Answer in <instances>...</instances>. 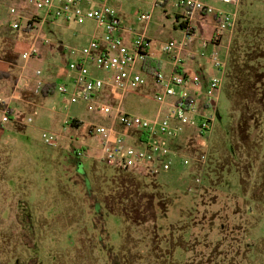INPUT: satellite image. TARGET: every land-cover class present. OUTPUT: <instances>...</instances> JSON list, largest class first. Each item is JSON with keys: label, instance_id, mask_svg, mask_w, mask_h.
<instances>
[{"label": "rangeland", "instance_id": "rangeland-1", "mask_svg": "<svg viewBox=\"0 0 264 264\" xmlns=\"http://www.w3.org/2000/svg\"><path fill=\"white\" fill-rule=\"evenodd\" d=\"M26 1L0 0V53L7 46L4 58L12 61L33 40L32 36L11 28L14 19L11 8H20ZM111 5L119 11L125 25L142 31L144 26L138 22V15L151 10L152 0H113ZM212 5L227 12L235 11L231 5L215 2ZM167 9L170 18H166L162 8L157 9L148 30L156 54L165 60L168 59L164 52L168 43L183 37L182 31L175 29L174 24L178 11L172 7ZM39 13L44 19V11ZM240 16L264 24V0H247L240 9ZM43 31L50 39L52 51L47 56L32 58L30 69L25 72L20 68L14 72H24L36 78L39 70L42 73L39 78H50L51 87L64 84L73 92L74 87L67 79L69 66L90 43L95 24L87 22L80 26L59 22L54 26L48 21ZM226 53L223 47L219 48L221 60L225 59ZM206 54V59L210 58L211 51L207 50ZM189 63L186 58L187 67ZM4 85L2 82L0 93L3 91L9 96L12 87ZM40 95L42 97L36 99L43 103L45 96ZM55 104L57 113L52 111ZM97 105L101 107L100 102L72 104L70 97L59 91L35 110L13 104L15 119L22 122L23 130L14 131L13 138L16 137L17 141L8 133L2 137L3 141L10 140L12 150L7 152L11 157L8 165L0 168L3 207L0 212V264H210L203 255L209 257L210 248L218 244H222L218 264H264L262 253L257 250L259 245L264 247V215L251 201V193L261 183L260 172L264 168V120L258 131L261 155H256L254 160L236 138V132L231 135L239 114L232 112L225 91H222L213 132L207 142H191L185 153L189 158L205 153L206 163L184 167L182 160H178L171 172H161L156 178L174 202L166 215L159 216V239L155 240L152 235L154 220L138 228L106 208L103 200L110 194L115 174L114 168L106 167L107 160H82L80 174L91 183V192L86 193L82 186L84 179L77 174L74 151L90 139L80 135L72 139L68 131L62 129V121L69 116L83 120L81 126L85 128L108 126ZM158 108L151 85L132 93L125 102L128 113L141 117L153 116ZM44 134L57 135V145H47ZM251 160L254 168H251ZM130 172L142 177L147 171L135 167ZM196 180H199L198 187L203 188L201 202L207 205L200 213L199 221L205 225L202 230L187 220L192 212L187 210L200 194L198 191L194 194L187 192L189 187H195ZM98 205L102 206V211L97 210ZM242 214L247 222L245 228H249L246 224H251L246 234L241 227L243 220L236 218ZM259 214L263 218L257 221ZM222 224L225 232L221 231ZM154 240L159 249L157 246L153 249ZM240 244L243 257L236 256L238 258L233 260Z\"/></svg>", "mask_w": 264, "mask_h": 264}, {"label": "built area", "instance_id": "built-area-1", "mask_svg": "<svg viewBox=\"0 0 264 264\" xmlns=\"http://www.w3.org/2000/svg\"><path fill=\"white\" fill-rule=\"evenodd\" d=\"M112 1L27 0L20 8L10 10L14 17L11 28L24 34L35 33L36 41L44 45L50 44L43 33V26L48 21L80 26L87 22L95 24L90 43L69 66V82L74 91L70 92L64 84L58 86V91L70 97L72 104L100 102L101 107L97 105V109L108 121V126H82L96 147L82 145L74 151L76 158L81 161L107 160L127 171L142 167L153 175L171 172L178 160H182L184 167L204 165L207 160L205 153L192 158L185 153L191 142H207L214 130L218 102L225 87L231 42L243 0H152L151 10L138 15V22L144 26L142 31L125 25L119 11L111 5ZM212 2L231 5L235 11L215 8ZM168 7L178 11L174 24L175 29L182 31L183 37L172 39L164 50L171 60L172 70L167 72L160 68L149 71L154 41L148 30L157 9L162 8L166 18H170ZM40 11H44V19ZM199 17L214 20V38L211 42H202L199 56L205 59L209 45L214 46L210 61L219 75L207 80L189 73L185 67L186 58L193 57ZM225 37L228 38L227 56L221 60L217 48ZM39 55L40 49L34 43L22 55V60L29 62ZM36 75L40 77L41 71ZM149 85L154 88L159 106L156 113L151 117L128 113L125 109L128 96ZM9 122L11 110L4 100H0V123ZM70 127L72 121L66 120L64 130ZM58 138L55 134L43 135L45 143L52 147L57 145ZM186 144L188 147L184 150ZM196 183L199 184V180ZM188 192L192 193L193 189L189 188Z\"/></svg>", "mask_w": 264, "mask_h": 264}, {"label": "trees", "instance_id": "trees-1", "mask_svg": "<svg viewBox=\"0 0 264 264\" xmlns=\"http://www.w3.org/2000/svg\"><path fill=\"white\" fill-rule=\"evenodd\" d=\"M246 4L247 0H243L239 7V18L231 42L229 63L223 91H225L232 112L234 114H239L237 123L231 131V135L233 136L234 132H236V138H238L243 147L249 150L247 153L254 159L256 155H261V146L260 142H258V131L264 120V24L261 21L255 22L248 19L246 16H240V9ZM148 67L149 71L160 68ZM54 93V86H45L42 89V94L45 97H49ZM78 123V121L72 122L74 127H79ZM241 148H239V150ZM234 150L236 151L235 148ZM196 155L198 156L199 154ZM75 160L77 174L80 178L82 177V180L84 179L82 186L86 193L91 192V183L88 180L86 181V178H83L84 176L80 174L83 168L82 161L78 158H75ZM251 162V168H254L253 160H251ZM106 167H112L115 170L110 194L103 200L106 208L110 212L124 217L126 221L138 228L154 220L155 231L152 235H154L153 237H155V240H158V218L159 216L166 215L174 202L171 199V195L166 191L167 189L165 186L158 183L156 179L158 175L146 172V175L137 177L134 172L123 170L119 165L111 162L106 164ZM260 174L261 183L253 193H251V201L255 203L260 213L264 215V168ZM140 178L141 180H139ZM193 188L192 194L196 193V191L200 192V194L197 200L193 201L194 203L191 209L189 208L190 210H187L189 213L192 211L187 220H190V225H194L202 230L205 225L199 221L200 213L203 212L202 209L207 207V205L205 206L204 203L201 202V199L204 197L202 193L203 188H199L196 181L195 187ZM188 194L191 193L188 192ZM168 198L171 200L168 201ZM97 210L102 211V206L98 205ZM261 214H259L257 221L259 218H263ZM236 218H238V220H243L241 227L243 233L246 234L251 228V224H246L249 228H245V223L247 222L243 214ZM225 229V225L222 224L221 231L225 232ZM219 233L221 234L220 231ZM194 237L195 236H192L191 238ZM155 240L153 242V249L154 246L158 248V245L155 244ZM218 243L221 242L219 241ZM221 246L222 244L212 246V248H210V256L207 257L203 255L204 260L209 259L210 264H218V257L222 256ZM257 248L258 252H261L264 257V247L259 245ZM241 249H243V247L240 244L238 250H236L240 255L235 252L236 254H234L233 260L238 258L236 256L240 258L243 257ZM221 261L222 263L225 262L224 260Z\"/></svg>", "mask_w": 264, "mask_h": 264}, {"label": "crops", "instance_id": "crops-1", "mask_svg": "<svg viewBox=\"0 0 264 264\" xmlns=\"http://www.w3.org/2000/svg\"><path fill=\"white\" fill-rule=\"evenodd\" d=\"M198 21H199V28H198V35H197L198 39L192 48L193 57L189 58L190 63L188 65V67L186 66V63H185V67L189 73L197 74V75L201 76L202 78H204L205 80H207V79H210V78H213V77H216L219 75L217 70L213 67V65L210 61V58L202 59L199 56L200 52L202 51V46H201L202 42H205V41L211 42L214 38V20L211 17H205V18L199 17ZM53 25L55 26L56 24H53ZM43 33H44V31H43ZM27 34L29 36H32L33 40L26 49L21 51V54H19V56L16 57L17 59L15 61L8 60V59L4 58L6 55L5 52L8 49L7 46H5V48L0 53V85L3 82L5 85L9 84L12 87V92L9 96H8V94H4L3 91L0 93V100H4V102H6V104H7V107H9V109L12 112L11 122H9L8 124H1L0 123V168L1 169L5 165H8L11 157L7 155V152H8V150H10V151L12 150V144L10 143V140L3 141L2 137L5 135V133H8V135L12 136V138H13L14 131L20 132L23 130L22 122L20 120L15 119L16 112L12 108L13 104L23 105L24 107L30 108L33 110H35L38 106L42 107V104L44 105V103L46 102V99L49 97H44L43 103H41L38 100V98L36 99V97L37 96L42 97L40 95V94H42V89L45 86L50 87V85L53 83V82H48L50 80V78L46 79V80H42L37 75L35 78V76H32L30 74H24V72L26 70L30 69L29 65H30L31 60L29 62L22 60V55L25 52H27L34 43H37V45L40 49V55L37 56L40 58L42 57V55L47 56L50 53V51H52V49H53V46L52 45L50 46V44L44 45V44H42L41 41H36V34L35 33H27ZM46 36L48 37V35H46ZM48 39H49V37H48ZM225 41H227L226 46H225ZM227 46H228V38L225 37L221 41V44L218 46L217 50H219V48H222V47L224 48V50H226ZM207 50H210L212 53V51L214 50V46L209 45ZM226 52H227V50H226ZM152 54H153V59L149 62L148 66L153 67V68L160 67L162 70H165L167 72H170L172 70V63H171L170 58H168L167 60L160 59L158 57V55L156 54L154 48L152 50ZM225 55L227 56V53ZM19 68L22 69V71H24V72H20L19 74H16L14 71L16 69H19ZM37 71H39V70H37ZM69 76H70V74H69ZM67 79L69 82L70 81L69 77ZM60 85H63V84H59V85L53 84L55 92L58 91V86H60ZM35 93L39 94V95L36 96ZM50 96H52V95H50ZM28 97L33 98V99L27 100ZM150 97L151 96H149V98ZM52 111L54 113L58 112V108H57L56 104L52 107ZM17 116H19V113ZM66 120H71L72 122L73 121L79 122L78 123L79 129H76L72 124V127H70L67 130L68 134L71 136L72 139H74L75 137L80 135L81 137H84L86 140L87 139L89 140V138L85 136L86 135L85 131L81 129L82 128L81 123H83V125H84L83 120H81L79 118H71L69 116H66L62 121V129L63 130H64V122ZM80 130H82V131H80ZM72 132H76V133L72 134ZM12 140L17 141L18 139L16 137H14ZM76 140H78V139H76ZM181 145L183 146L184 143ZM86 146L88 148H93V149H95V147H96L92 140L86 141ZM187 147H188V145L186 144L184 147L185 148L184 150H186ZM188 149H190V148H188ZM1 202H2V198L0 195V212H1V210H3V207L1 206Z\"/></svg>", "mask_w": 264, "mask_h": 264}]
</instances>
